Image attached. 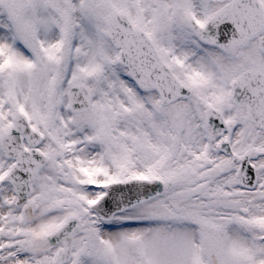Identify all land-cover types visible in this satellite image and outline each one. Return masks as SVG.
I'll use <instances>...</instances> for the list:
<instances>
[{
    "label": "snow or ice",
    "instance_id": "6c2138e0",
    "mask_svg": "<svg viewBox=\"0 0 264 264\" xmlns=\"http://www.w3.org/2000/svg\"><path fill=\"white\" fill-rule=\"evenodd\" d=\"M0 264H264V0H0Z\"/></svg>",
    "mask_w": 264,
    "mask_h": 264
}]
</instances>
